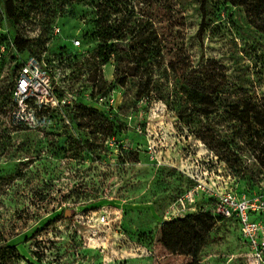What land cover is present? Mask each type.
Returning <instances> with one entry per match:
<instances>
[{"label":"rangeland","instance_id":"1","mask_svg":"<svg viewBox=\"0 0 264 264\" xmlns=\"http://www.w3.org/2000/svg\"><path fill=\"white\" fill-rule=\"evenodd\" d=\"M107 13V25L126 35L107 42L116 56L103 65L96 43L80 37L84 26L59 19L48 54L27 57L0 12V220L19 264H252L233 221L208 224L197 260L192 238L178 237L175 221L204 211L211 195L264 197V171L234 137L237 123L197 117L174 93L189 75L231 97L264 99V36L220 0H115ZM40 33V25L19 28L32 46ZM23 67L39 79L16 96ZM146 84L150 98L135 100ZM72 101L99 114L112 108L125 133L112 141L69 129ZM203 134L237 150L235 170ZM66 136L86 137L92 146L80 155L97 161L65 159L57 150Z\"/></svg>","mask_w":264,"mask_h":264},{"label":"trees","instance_id":"2","mask_svg":"<svg viewBox=\"0 0 264 264\" xmlns=\"http://www.w3.org/2000/svg\"><path fill=\"white\" fill-rule=\"evenodd\" d=\"M220 1L223 6L243 9L250 25L264 36V0ZM0 2V12H2L7 26L13 33L14 48L18 52L26 54L27 57L34 56L38 60L43 53L48 54L50 46L44 49V45L50 40L49 34L56 19L61 21V26L67 24L68 21L81 23L84 30L80 37L84 43L88 41L96 43L97 56L103 65L110 64L116 56L115 50L107 47V42L112 41L114 36H117L116 40H119L121 36L126 35V31H121L118 35L117 27L107 25V10L109 6L115 5V0H0ZM24 22L33 28L40 25L41 33L36 41V46L31 45L33 43L31 40L23 39L19 35V28ZM71 48H73L72 45ZM176 85L178 87H176L174 94L183 100L184 107L195 116L207 118L210 115L219 114L221 117L237 123L239 129L234 137L242 143L244 148H249L255 154V160L264 171V99H257L244 94L231 97V94L224 89L220 90L215 86H203L198 78L189 75ZM148 86L146 84L140 90L135 100L141 101L150 98L151 91H149ZM62 94L60 92L59 96ZM2 102L7 104L8 99L3 98ZM27 103L25 101L26 105ZM68 125L69 129H76L80 132L90 129L88 134L90 138L100 135L105 139L115 141L125 133L124 124L121 122L118 113L114 112L112 108L109 107L105 114H99L78 101H72L69 105ZM58 136L60 137V135ZM76 136L79 137L78 134ZM74 138L66 136L65 142L60 141L62 145L58 147L57 152H62L66 156L64 158L70 161L85 162L91 158L89 157L91 155H80L81 151L83 149L87 153L92 145L89 144L86 137H84V141ZM198 138L211 152L220 157L229 169L235 170L239 163L237 150L234 151L229 147L230 144L223 147L213 144L209 137L204 134ZM87 147H89L88 150ZM117 150L120 154L125 153L122 146L118 145ZM92 151L90 154L95 153ZM232 158L236 162L231 161ZM90 161H97V159L92 158ZM60 215L64 216V212H61ZM214 222L208 214L202 212L187 215L175 221L178 237L190 236L193 240L190 256L194 260L198 259L205 241L204 237L209 233L208 224ZM19 261L20 255L16 247L10 244V235L0 220V264H19Z\"/></svg>","mask_w":264,"mask_h":264},{"label":"built area","instance_id":"3","mask_svg":"<svg viewBox=\"0 0 264 264\" xmlns=\"http://www.w3.org/2000/svg\"><path fill=\"white\" fill-rule=\"evenodd\" d=\"M58 32L57 29H54ZM78 47L79 41H72ZM39 79L38 70L23 67L16 81L14 95L29 96L33 82ZM25 102V100H23ZM22 101V103H23ZM210 203L202 213L208 214L215 222L233 221L239 230L243 243L248 248L247 257L252 264H264V197L238 195L231 190L221 195H211Z\"/></svg>","mask_w":264,"mask_h":264},{"label":"water","instance_id":"4","mask_svg":"<svg viewBox=\"0 0 264 264\" xmlns=\"http://www.w3.org/2000/svg\"><path fill=\"white\" fill-rule=\"evenodd\" d=\"M64 217H68V211H64Z\"/></svg>","mask_w":264,"mask_h":264}]
</instances>
